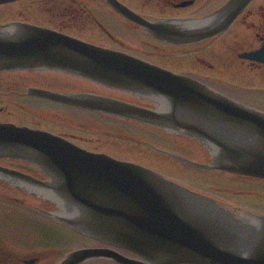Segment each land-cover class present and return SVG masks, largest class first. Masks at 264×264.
Instances as JSON below:
<instances>
[{
    "label": "water",
    "instance_id": "1",
    "mask_svg": "<svg viewBox=\"0 0 264 264\" xmlns=\"http://www.w3.org/2000/svg\"><path fill=\"white\" fill-rule=\"evenodd\" d=\"M110 3L122 13L115 0ZM250 0H230L195 28L160 24L154 35L174 43L221 34ZM133 19L132 17H130ZM135 20V19H134ZM67 73L157 104L145 108L89 93L35 90L52 101L137 121L190 137L212 152L207 164L160 150L195 167L264 180V112L230 100L205 85L126 54L32 25L0 26V72ZM21 161L46 178L0 166V179L24 185L56 206L47 217L104 244L83 249L61 264L108 257L121 264H264V216L238 215L138 164L91 153L49 132L0 123V160ZM46 201V202H45Z\"/></svg>",
    "mask_w": 264,
    "mask_h": 264
},
{
    "label": "flooded vegetation",
    "instance_id": "2",
    "mask_svg": "<svg viewBox=\"0 0 264 264\" xmlns=\"http://www.w3.org/2000/svg\"><path fill=\"white\" fill-rule=\"evenodd\" d=\"M115 1L128 13L120 12L109 0H0V26L32 25L74 37L186 77L230 100L264 112V88H260L264 84V0H250L221 34L184 43L162 40L154 35L155 29L165 23L195 28L202 20L214 16L230 0ZM239 31L242 33L240 34ZM85 35L93 38L89 39ZM35 90L89 93L150 109H156L157 106L148 98L98 85L67 73L49 70H13L0 72V104L10 100L9 102L18 107L17 109L22 113L29 111V108L39 111L40 107L29 106L28 102L33 101L40 105L55 107L72 118L67 116L68 119L61 121L58 117V120L55 118L34 121L30 125L12 121L10 116H5V119L0 118V123L49 132L87 151L106 154L87 147L93 142L89 137L93 129L90 125L95 118L107 120L113 118L156 133L162 139L159 144L149 141L145 143L157 153L181 166L182 172L210 171L248 182L259 181L256 178L218 169L195 167L160 150V148L169 150L194 163H209L212 157L211 150L190 137L167 133L156 127L104 112L52 101L35 95ZM9 107V104L0 105V116ZM45 122L52 126H43ZM0 166L45 179L36 169L20 161L4 159L0 160ZM149 169L161 173L193 192L216 200L238 215L264 216L262 213L244 209L242 205L226 203L218 196L207 192L208 189L204 187L196 189L167 177L157 169ZM193 182L198 181L193 180ZM0 187L5 188L10 195L21 193L24 196V199L10 198V203H15L14 205L20 207V210L13 211L10 205L0 209V217L5 218L0 219V264H60L70 253L83 249L110 250L125 259L140 261L138 256L130 252L79 234L54 220L51 221L59 224L62 230L53 231L46 227L42 229L39 223L35 228L33 227L37 234L34 240L27 236L25 229L15 236V231L10 228L30 227L31 204L27 202L26 197L32 196L40 201L43 199L32 195L24 185L10 180L0 179ZM42 205L35 206L33 210L45 217L47 216L41 211H57L56 206L52 204H47L46 208ZM82 264L121 263L113 258L100 257Z\"/></svg>",
    "mask_w": 264,
    "mask_h": 264
},
{
    "label": "rangeland",
    "instance_id": "3",
    "mask_svg": "<svg viewBox=\"0 0 264 264\" xmlns=\"http://www.w3.org/2000/svg\"><path fill=\"white\" fill-rule=\"evenodd\" d=\"M239 33L241 34L242 31H239ZM86 37L89 39L93 38L90 35ZM260 88H264V84ZM9 101L10 100H5L0 104L2 106L7 104L10 105L8 110L2 114L0 118L5 119V116H10V120L12 121L32 125L34 121H47L48 119L55 118L58 120V117L63 121L64 119H68L67 116H69L59 109H55V107L47 104L40 105L38 102L33 101L28 102L29 106L34 105L38 108L40 107L39 111L29 108V111H26L28 112L27 114L26 112L22 113V111L18 110V107H15L14 104H11ZM92 122L93 123H91L90 126H92L93 129L90 131L91 134L89 137L93 139V142L87 146L89 149H96L120 160L131 161L149 168L157 169L167 177L177 180L182 184L190 185L196 189L204 187L208 189L206 190L207 192L218 196L226 203L235 206L242 205L244 209L264 214V181L259 180L248 182L227 174L210 171H199L197 173H187V171L182 172L183 169L181 166H178L171 159L165 158L163 155L147 146L145 141L153 142L155 144H159L160 141H162L156 133L148 132L138 126L118 121L113 118L110 120L95 118ZM42 125L46 127L52 126L48 122H45ZM193 180H197L198 182H193ZM2 187H0V209L7 208V205H10V208L13 211L20 210L21 208L15 206V203H10V198L24 199V196L21 193L10 195V193H7V190ZM26 198L28 199L27 202L31 204V211L29 213L31 221L30 227L10 228V230L15 231V236L21 234L22 230L25 229L27 230V236L34 240V237L37 235L34 228L39 223H41L42 229H45L46 227L48 229L51 228L50 230L53 231L62 230V228L59 227V224L57 225L55 222L33 210L35 206H41L42 204V206L45 207L44 201L37 200L32 196ZM0 219L5 218L0 217ZM10 219L14 218L10 217Z\"/></svg>",
    "mask_w": 264,
    "mask_h": 264
},
{
    "label": "bare ground",
    "instance_id": "4",
    "mask_svg": "<svg viewBox=\"0 0 264 264\" xmlns=\"http://www.w3.org/2000/svg\"><path fill=\"white\" fill-rule=\"evenodd\" d=\"M179 136H185V135H179ZM8 169H9V168H8ZM12 170H14V169H12ZM16 171H18V170H16ZM22 173H23V172H22ZM25 174H26V173H25ZM41 180H42V179H41ZM62 262H63V261H62ZM62 262H61V263H62ZM61 263H60V264H61Z\"/></svg>",
    "mask_w": 264,
    "mask_h": 264
}]
</instances>
